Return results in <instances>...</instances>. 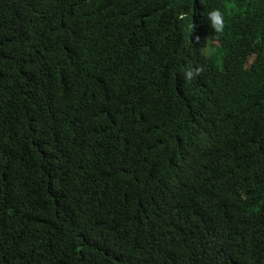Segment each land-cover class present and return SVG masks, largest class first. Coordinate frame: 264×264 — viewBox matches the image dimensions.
I'll return each instance as SVG.
<instances>
[{
  "label": "trees",
  "instance_id": "trees-1",
  "mask_svg": "<svg viewBox=\"0 0 264 264\" xmlns=\"http://www.w3.org/2000/svg\"><path fill=\"white\" fill-rule=\"evenodd\" d=\"M199 2L0 0V264H264V0Z\"/></svg>",
  "mask_w": 264,
  "mask_h": 264
},
{
  "label": "clouds",
  "instance_id": "clouds-1",
  "mask_svg": "<svg viewBox=\"0 0 264 264\" xmlns=\"http://www.w3.org/2000/svg\"><path fill=\"white\" fill-rule=\"evenodd\" d=\"M208 3H212V2H210V0H200V2L197 5L202 6V5H207ZM230 6H233V10L230 15L236 18L237 15L233 13L236 5L231 3ZM191 7L193 6H190L189 8ZM187 13L188 12L186 11V13L183 14V16L181 15L179 19L185 21ZM206 18L211 28L208 31V27L205 24L203 25L208 32V36L206 37L208 43L206 44V47L204 49V54L206 56L214 57L218 55L217 52H220L224 48L223 33L226 30L229 19L228 22L225 24L223 13L219 9L209 11L206 15ZM192 27H193L192 24L189 23L188 25L189 32L192 31ZM259 56H260L259 51L254 54L253 51L249 50L246 58L243 59V62H246V66L248 64L249 67L254 63L256 64L257 60L259 59ZM188 67L190 68L191 66ZM178 71L179 69L177 70V73ZM193 75L194 73L192 71H187L185 73L186 79L189 80L193 77ZM240 78H244V74H242ZM196 120L197 117L194 118V122H196ZM200 146L201 144L197 146L196 136L193 133L189 132L186 129L183 130L180 134V138L177 140V142L173 143V148L169 150L172 153V164L181 163V162H188L190 164L193 163L199 157Z\"/></svg>",
  "mask_w": 264,
  "mask_h": 264
}]
</instances>
